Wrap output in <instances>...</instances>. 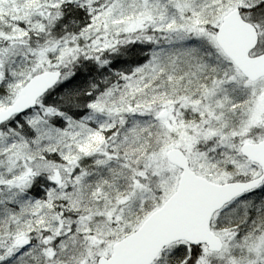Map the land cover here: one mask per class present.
Instances as JSON below:
<instances>
[{
	"label": "snow or ice",
	"instance_id": "6c2138e0",
	"mask_svg": "<svg viewBox=\"0 0 264 264\" xmlns=\"http://www.w3.org/2000/svg\"><path fill=\"white\" fill-rule=\"evenodd\" d=\"M0 264H264V0H0Z\"/></svg>",
	"mask_w": 264,
	"mask_h": 264
}]
</instances>
